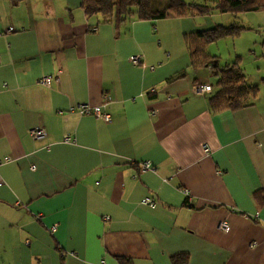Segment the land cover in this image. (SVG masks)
Returning a JSON list of instances; mask_svg holds the SVG:
<instances>
[{"label": "crops", "instance_id": "1", "mask_svg": "<svg viewBox=\"0 0 264 264\" xmlns=\"http://www.w3.org/2000/svg\"><path fill=\"white\" fill-rule=\"evenodd\" d=\"M196 18L118 23L83 0H0V264H264V42L262 59L215 55L257 91L214 110L217 76L186 41Z\"/></svg>", "mask_w": 264, "mask_h": 264}, {"label": "trees", "instance_id": "2", "mask_svg": "<svg viewBox=\"0 0 264 264\" xmlns=\"http://www.w3.org/2000/svg\"><path fill=\"white\" fill-rule=\"evenodd\" d=\"M88 15H101L104 20L124 22L132 17L140 19H159L170 15L208 13L210 9L185 0H83ZM217 8L222 13L264 11V0H220ZM246 27L231 24L197 30L186 35L192 62L195 66L210 65L217 76L216 90L210 98L214 110L224 111L246 105L255 96L257 86L248 85L243 70L235 63L220 64L207 46L224 37H237ZM238 58V57H237ZM121 264H129L127 258H120ZM173 264H188L187 254H178L172 258Z\"/></svg>", "mask_w": 264, "mask_h": 264}, {"label": "rangeland", "instance_id": "3", "mask_svg": "<svg viewBox=\"0 0 264 264\" xmlns=\"http://www.w3.org/2000/svg\"><path fill=\"white\" fill-rule=\"evenodd\" d=\"M185 1L188 3L199 4L210 9L206 14L199 12L195 13L197 17L196 23L200 25L199 30L214 28L218 25L228 26L231 24L247 27L242 31V33L245 34H243L241 39L240 36L242 33L237 37L228 36L209 43L207 49L212 55L222 58L223 63L236 60L239 55L246 58V61L250 59L249 56L252 57V60L263 58L261 55V49L263 45L262 43L264 42V25H262V22L264 21V11L222 13L217 8L220 0ZM250 66L252 65L246 66L248 70Z\"/></svg>", "mask_w": 264, "mask_h": 264}, {"label": "built area", "instance_id": "4", "mask_svg": "<svg viewBox=\"0 0 264 264\" xmlns=\"http://www.w3.org/2000/svg\"><path fill=\"white\" fill-rule=\"evenodd\" d=\"M12 30H13V27H10L8 29V31H12ZM132 61L135 64H139L140 63V57L134 56V57H132ZM0 63H1V59H0ZM51 79H52L51 76L45 75L40 79L39 82H40V84L49 87L51 84ZM197 90L200 94L211 93L213 91V87L210 84H204V85H199ZM103 106L104 105L92 106L89 103H79L78 105H76V107H72V109L75 108L80 114H93V115L100 117V118L104 119L105 121L109 122L112 118L111 114L108 111H106ZM30 134L34 139H42V138L47 137V131L45 130V128H43L41 126H36V127L31 128ZM64 141L65 142H72V138L69 135H66L64 137ZM204 149L207 153L209 152V148L207 145H204ZM7 159H9V158H7ZM151 167H152V165H151L150 161H145V162L141 163L142 170H146V169H149ZM2 183H3V180H2V177L0 175V185ZM142 202L144 204H148V205H155L156 204V200L153 197H146L143 199ZM219 226L224 231L230 230L228 221H225V220L222 221ZM56 228H57V226L53 225L51 227V231L52 232L56 231Z\"/></svg>", "mask_w": 264, "mask_h": 264}]
</instances>
